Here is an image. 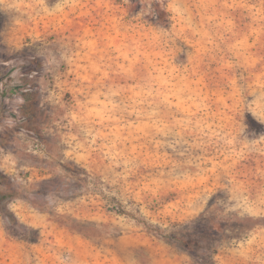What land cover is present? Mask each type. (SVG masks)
I'll use <instances>...</instances> for the list:
<instances>
[{
  "label": "rangeland",
  "instance_id": "rangeland-1",
  "mask_svg": "<svg viewBox=\"0 0 264 264\" xmlns=\"http://www.w3.org/2000/svg\"><path fill=\"white\" fill-rule=\"evenodd\" d=\"M0 182V264H264V0H0Z\"/></svg>",
  "mask_w": 264,
  "mask_h": 264
},
{
  "label": "trees",
  "instance_id": "trees-1",
  "mask_svg": "<svg viewBox=\"0 0 264 264\" xmlns=\"http://www.w3.org/2000/svg\"><path fill=\"white\" fill-rule=\"evenodd\" d=\"M154 12L156 15V21L158 23H164L167 21V13L165 11V9L162 7V5L160 3H155L154 4ZM1 183V182H0ZM13 192H6L5 190H2L0 188V208L3 209L4 207V202H6L10 197H12ZM3 213L6 217H10V213L6 211V209L3 210ZM210 264H213V262L210 260L209 261Z\"/></svg>",
  "mask_w": 264,
  "mask_h": 264
}]
</instances>
